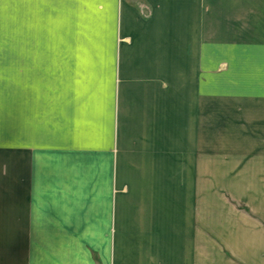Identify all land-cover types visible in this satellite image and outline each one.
<instances>
[{"label":"crops","instance_id":"obj_1","mask_svg":"<svg viewBox=\"0 0 264 264\" xmlns=\"http://www.w3.org/2000/svg\"><path fill=\"white\" fill-rule=\"evenodd\" d=\"M0 264H264V0H0Z\"/></svg>","mask_w":264,"mask_h":264}]
</instances>
